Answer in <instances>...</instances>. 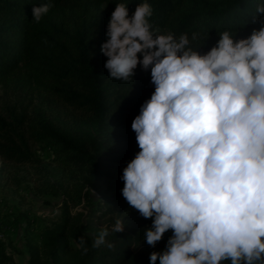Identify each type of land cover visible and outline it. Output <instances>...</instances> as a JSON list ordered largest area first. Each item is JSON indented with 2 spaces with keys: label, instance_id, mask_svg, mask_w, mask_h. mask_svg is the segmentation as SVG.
<instances>
[{
  "label": "clouds",
  "instance_id": "1",
  "mask_svg": "<svg viewBox=\"0 0 264 264\" xmlns=\"http://www.w3.org/2000/svg\"><path fill=\"white\" fill-rule=\"evenodd\" d=\"M255 3L264 14V0ZM127 4L115 3L100 51L109 78L128 82L139 63L154 85L131 121L139 151L120 176L127 203L152 218L144 241L171 230L149 264H264V22L239 39L219 32L201 54L190 43L200 33H162L148 0L131 16ZM51 7L34 4L32 19ZM124 226L116 216L91 247L112 249L106 238ZM77 247L89 250L85 236Z\"/></svg>",
  "mask_w": 264,
  "mask_h": 264
},
{
  "label": "trees",
  "instance_id": "2",
  "mask_svg": "<svg viewBox=\"0 0 264 264\" xmlns=\"http://www.w3.org/2000/svg\"><path fill=\"white\" fill-rule=\"evenodd\" d=\"M41 2L0 0V87L7 91L0 101V164L32 165V147L43 144L62 158L64 169L76 173L73 192L62 193L73 207H88L86 214L71 215L64 205L59 224L43 232L40 244H26L27 264H149V253L165 245L151 248L144 241L148 220L122 203L120 171L139 151L131 121L154 91L150 70L138 63L130 81L109 78L100 45L118 0H52L37 22L31 9ZM119 2L128 3L131 16L140 0ZM148 2L149 20L162 33H188L190 38L200 33L190 43L201 54L215 45L219 32L228 29L239 39L264 22L255 0ZM36 101L63 118L55 122L40 113L32 116ZM116 216H124L125 226L106 238L113 248L91 247L100 227L110 226ZM82 235L86 253L77 247ZM7 260L0 246V264Z\"/></svg>",
  "mask_w": 264,
  "mask_h": 264
},
{
  "label": "rangeland",
  "instance_id": "3",
  "mask_svg": "<svg viewBox=\"0 0 264 264\" xmlns=\"http://www.w3.org/2000/svg\"><path fill=\"white\" fill-rule=\"evenodd\" d=\"M6 98L7 91L0 87V101ZM30 110L32 116L40 113L50 121L63 118L52 106L41 101H36ZM86 130L92 132L93 128ZM32 152L36 160L32 165L0 164V246L8 258L7 264H27L26 244H40L43 232L59 224L64 205L71 215L87 212V204L73 207L62 193L63 190L69 194L73 192L75 171L64 169L60 163L62 158L43 144H35ZM90 194L96 198L93 192ZM151 219L147 218L148 227ZM170 235L169 229L155 245L148 246L165 245Z\"/></svg>",
  "mask_w": 264,
  "mask_h": 264
}]
</instances>
